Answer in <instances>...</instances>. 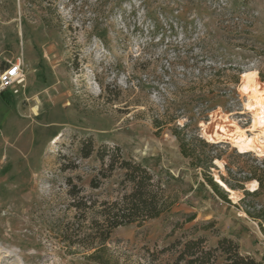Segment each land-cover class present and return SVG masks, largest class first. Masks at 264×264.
<instances>
[{"label": "rangeland", "instance_id": "374dc122", "mask_svg": "<svg viewBox=\"0 0 264 264\" xmlns=\"http://www.w3.org/2000/svg\"><path fill=\"white\" fill-rule=\"evenodd\" d=\"M17 59L25 86L0 91V264H86L88 251L62 234L78 221L67 180L95 210L124 192L119 170L102 177L95 154L83 156L88 140L119 146L171 201L158 217L112 231L106 246L116 260L178 264L186 240L211 247L227 236L264 264V232L245 212L252 197L240 201L251 180L223 200L171 133L188 124L209 143L195 145L219 154L214 179L229 177L225 164L241 178L264 158L203 132L224 116L248 128L264 104V0H0V72ZM248 70L257 71L256 101L242 92Z\"/></svg>", "mask_w": 264, "mask_h": 264}, {"label": "trees", "instance_id": "16d2710c", "mask_svg": "<svg viewBox=\"0 0 264 264\" xmlns=\"http://www.w3.org/2000/svg\"><path fill=\"white\" fill-rule=\"evenodd\" d=\"M171 118L175 120L177 117ZM153 124L157 131L161 129L162 123L159 118H154ZM187 127L188 124L182 126L177 124L171 128V133L177 139L182 155L190 159L192 167L201 169L209 186L217 195L230 202L228 193L214 180L211 173V168H216L214 161L220 158L219 154L197 148L196 142L203 146L210 145L198 134L190 132ZM81 150L85 158L95 154L103 165L99 171V175L102 177H108L115 170H119L121 172L120 184L124 192L113 200H103L100 203L101 207L95 210L96 202L94 200L88 202V199L80 196V187L72 184L69 178L67 180L70 185L68 193L72 198L71 206L77 210L75 218L78 221L76 226L73 223L71 227L68 225L64 227L62 230L64 240L67 245L77 243L88 251L84 255L86 264H122L109 253L106 246L112 231L117 227L133 223L141 225L148 219L158 217L170 208L171 201L167 203L160 180H154L153 175L140 162L125 156L119 146L101 145L94 149L92 142L88 140ZM225 166L229 177L220 175V179L232 190L243 189L244 182L248 180H257L258 188L253 191L245 189L244 196L240 201H245L248 196L252 197L251 202H248L252 210L246 208L245 212L253 219L258 220L261 230L264 232V197L261 200H256L264 191V158L256 159L255 164L249 171L243 172L244 175L241 178L233 176L227 164ZM91 186L99 187L97 177L91 180ZM89 209H94L98 217L91 219L88 226L89 231H85L82 222L86 220V213ZM181 262L184 264H263L253 256L240 252L238 243L227 236L219 237L215 246L211 247L205 245L203 238L186 240L176 257V263Z\"/></svg>", "mask_w": 264, "mask_h": 264}, {"label": "bare ground", "instance_id": "6f19581e", "mask_svg": "<svg viewBox=\"0 0 264 264\" xmlns=\"http://www.w3.org/2000/svg\"><path fill=\"white\" fill-rule=\"evenodd\" d=\"M242 78V92L245 98L256 101L259 97L256 86L257 71H245L242 73ZM250 118L249 127L244 128L238 123L240 119H229L227 116L220 117L221 122L215 124V129L212 132L209 131L210 133H208L206 130L203 132L210 141L228 140L240 152L254 151L258 154H264V104L257 103L250 111ZM215 180L222 188L228 190L230 197H234V190L228 188L217 176H215ZM250 188L252 190L257 189L258 182L251 180Z\"/></svg>", "mask_w": 264, "mask_h": 264}, {"label": "built area", "instance_id": "2783aa9c", "mask_svg": "<svg viewBox=\"0 0 264 264\" xmlns=\"http://www.w3.org/2000/svg\"><path fill=\"white\" fill-rule=\"evenodd\" d=\"M25 86V74L20 59L8 64L0 72V91L9 90L18 93Z\"/></svg>", "mask_w": 264, "mask_h": 264}, {"label": "water", "instance_id": "95a60500", "mask_svg": "<svg viewBox=\"0 0 264 264\" xmlns=\"http://www.w3.org/2000/svg\"><path fill=\"white\" fill-rule=\"evenodd\" d=\"M215 180V179H214ZM217 182V180H215ZM226 192H228V190H226Z\"/></svg>", "mask_w": 264, "mask_h": 264}]
</instances>
